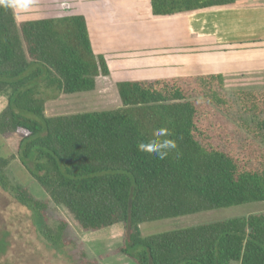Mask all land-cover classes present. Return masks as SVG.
<instances>
[{
  "label": "trees",
  "instance_id": "trees-1",
  "mask_svg": "<svg viewBox=\"0 0 264 264\" xmlns=\"http://www.w3.org/2000/svg\"><path fill=\"white\" fill-rule=\"evenodd\" d=\"M150 1L155 15L237 3ZM109 73L84 16L18 22L0 6V97H8L0 136L22 134L17 156L49 200L86 231L127 222L120 251L137 264H264V212L147 236L140 231L144 222L264 202V87L229 92L221 73L121 80L117 108L46 113L49 100L94 90L97 77ZM220 111L229 114L224 123L213 118L221 119ZM158 128L177 143L163 160L137 150ZM14 157L2 154L0 141L6 190ZM13 191L36 221L43 216L46 202L21 184Z\"/></svg>",
  "mask_w": 264,
  "mask_h": 264
},
{
  "label": "crops",
  "instance_id": "crops-1",
  "mask_svg": "<svg viewBox=\"0 0 264 264\" xmlns=\"http://www.w3.org/2000/svg\"><path fill=\"white\" fill-rule=\"evenodd\" d=\"M48 1L55 14L29 19L84 16L94 51L110 71L97 77L96 88L103 77L118 82L211 73L223 74L226 84L237 78L252 83L242 88L264 87V0L172 15L153 14L150 0ZM122 38L132 43L124 52L103 45Z\"/></svg>",
  "mask_w": 264,
  "mask_h": 264
},
{
  "label": "rangeland",
  "instance_id": "rangeland-1",
  "mask_svg": "<svg viewBox=\"0 0 264 264\" xmlns=\"http://www.w3.org/2000/svg\"><path fill=\"white\" fill-rule=\"evenodd\" d=\"M48 0H34L33 7L26 13L16 15L18 22L55 14ZM113 44V46H112ZM107 51L114 47L118 53L132 45L127 39H106L103 41ZM106 76V75H104ZM250 80V79H247ZM247 83L237 78H228L226 89L231 92ZM260 84V83H259ZM258 85V84H257ZM8 97H0V112L7 106ZM117 82L106 77L99 78V85L91 91L61 94L55 100L47 102L48 115L71 114L85 111H100L121 106ZM224 123L229 118L227 112L220 111ZM222 131L228 129L222 128ZM22 134L7 133L0 136L2 154L13 155L14 159L5 170V180L9 189L0 184V264H137L120 251L126 242L128 223H118L96 231L84 230L73 215L63 206L54 204L39 183L21 164L17 153ZM222 144L223 139H216ZM264 148V140L261 142ZM21 184L38 199L46 202L43 216L37 218L15 197L13 191ZM264 212V202L219 208L194 214L144 222L140 224L142 235L147 236L164 231L180 229L201 223L246 216ZM61 225L64 228L58 235Z\"/></svg>",
  "mask_w": 264,
  "mask_h": 264
},
{
  "label": "clouds",
  "instance_id": "clouds-1",
  "mask_svg": "<svg viewBox=\"0 0 264 264\" xmlns=\"http://www.w3.org/2000/svg\"><path fill=\"white\" fill-rule=\"evenodd\" d=\"M34 5V0H0V6L11 9L14 15L19 16L28 12ZM170 131L167 128H158L153 132V139L147 143L141 141L137 144V150L154 154L158 159H166L169 153L177 148L175 140L170 139Z\"/></svg>",
  "mask_w": 264,
  "mask_h": 264
},
{
  "label": "flooded vegetation",
  "instance_id": "flooded-vegetation-1",
  "mask_svg": "<svg viewBox=\"0 0 264 264\" xmlns=\"http://www.w3.org/2000/svg\"><path fill=\"white\" fill-rule=\"evenodd\" d=\"M65 15H70V14H65ZM65 15H63V16H65ZM60 17V16H59Z\"/></svg>",
  "mask_w": 264,
  "mask_h": 264
}]
</instances>
